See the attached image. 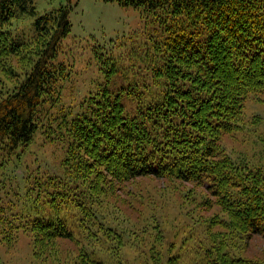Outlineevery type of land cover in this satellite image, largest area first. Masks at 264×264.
Wrapping results in <instances>:
<instances>
[{"label":"trees","instance_id":"16d2710c","mask_svg":"<svg viewBox=\"0 0 264 264\" xmlns=\"http://www.w3.org/2000/svg\"><path fill=\"white\" fill-rule=\"evenodd\" d=\"M102 1L136 11L154 32L134 40L140 52L126 63L91 49L103 79L66 104L71 73L60 47L72 0L41 14L34 0H0V172L18 165L36 135L66 148L64 174L26 171L0 193V246L22 234L34 256L67 240L79 250L74 264H109L79 244L100 245L113 232L98 214L101 195L154 176L201 185L202 205L227 215L211 221L221 228L203 248L211 264H262L228 247L241 232L264 236V172L233 161L220 143L243 127L246 100L264 95V0ZM25 18L29 33L18 28ZM110 252L113 264H126Z\"/></svg>","mask_w":264,"mask_h":264},{"label":"rangeland","instance_id":"374dc122","mask_svg":"<svg viewBox=\"0 0 264 264\" xmlns=\"http://www.w3.org/2000/svg\"><path fill=\"white\" fill-rule=\"evenodd\" d=\"M34 3L41 14L66 4V0H34ZM69 19L71 31L60 47V59L66 61L71 73L70 82L62 90L66 104L82 98L103 79L91 49L97 46L118 63H126L140 52L139 48L131 47L134 40L144 43L154 32L152 22L144 24L136 11L102 0H72ZM31 21L25 18L17 26L29 33ZM131 67L130 73L136 71V67ZM243 116V127L223 135L220 144L233 161L245 162L264 172V95L246 100ZM65 151V144L49 143L36 135L16 156L20 158L18 165L10 164L8 172H0V180L5 182L0 193L14 191L26 171L64 174ZM101 197L98 214L113 232L99 235L100 245L93 240L79 241L89 252H94L95 259L113 264L111 257L116 255L110 251H116L126 264H167L173 254L179 255V264H211L203 248L211 246L210 237L214 233L220 235L221 231L211 221L217 218L224 221L227 215L209 203L202 205L206 192L201 185L144 176L122 183ZM231 243L228 250L234 257L264 264L263 235L241 232ZM49 246L51 249H41L33 256L30 238L21 234L10 247L0 246V264H74L79 252L75 242L58 240Z\"/></svg>","mask_w":264,"mask_h":264}]
</instances>
